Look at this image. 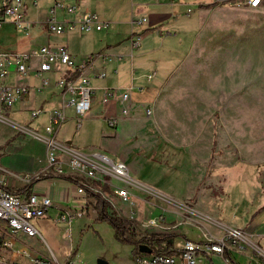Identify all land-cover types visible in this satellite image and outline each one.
<instances>
[{
	"label": "rangeland",
	"instance_id": "374dc122",
	"mask_svg": "<svg viewBox=\"0 0 264 264\" xmlns=\"http://www.w3.org/2000/svg\"><path fill=\"white\" fill-rule=\"evenodd\" d=\"M59 1L77 3L74 0ZM23 3L25 16L32 22H41L53 0H30L29 4L23 0ZM187 7L192 9L187 18H194L197 7L190 4ZM87 9L81 8L82 11ZM185 9L182 7L181 12ZM91 10L94 11L93 8ZM59 15L64 16V13ZM187 18V27L195 28L194 19ZM105 20L110 21L112 28L115 20L112 17ZM122 27L121 35L126 41L131 27L126 24ZM173 30L175 32L171 33L180 34L179 38L170 35L163 47V41L158 40L155 46L156 51L161 49L163 54H168L166 48L171 49L169 43H179L168 65H152L149 69L139 70L134 65L136 77L144 85L162 83L175 66V60L188 47L192 34L184 35L177 27ZM78 34L81 35L77 32L69 34L71 44L77 43ZM96 34L90 32L87 36ZM144 40L143 36L140 48ZM153 70L155 76L147 81ZM117 85L111 82L107 86ZM132 93L133 98L137 97L135 92ZM93 98L97 105L101 104L100 91H95ZM20 107L16 104L14 110ZM42 108L49 110V106ZM11 117L16 122L25 121L15 112ZM35 124L34 120L27 126L34 128ZM132 127V133L128 140L125 137L124 144L128 146L129 143L132 149L126 153L119 152L116 157L126 158L132 164L131 175L146 182V192L135 193L133 203L125 204L121 209L114 202L118 210H122L121 214L114 208L110 211L119 216L129 215L132 221L130 228L135 233L133 240L158 233L159 236H169L168 241L175 245L178 237L200 238L195 226L222 233L224 224L236 226L240 223L252 186L264 190V0L255 9L232 2L208 8L190 54L154 94L151 115L136 119ZM103 133H113L105 121L95 118L84 120L83 117L77 129L75 121L68 120L58 138L65 141L69 136L76 145L89 151L88 155L95 156L96 153L106 154L102 147L103 139L107 137L103 138ZM41 145V141L24 131L16 132L0 122V165L9 172L30 174L32 179L21 180L25 185L38 177L63 178L71 172L63 164V173L54 172L55 165H49L47 151L40 150ZM27 146L38 153L35 154L37 158L33 159V155L26 153ZM57 158L65 163L69 156L60 152ZM71 176L79 183L86 181L81 175L73 173ZM93 193L89 189L86 191L85 201L79 204L84 206L85 213L71 216V224L55 222L50 211L42 216L44 221L42 218L35 221L40 236L28 239V242L41 253H53L60 261L70 253L76 264H99L98 260L106 264H134L137 245L116 237L108 221L96 219ZM146 203L153 204L152 209L158 210L159 215L141 217L137 210ZM149 218H155L156 223L146 227L145 222ZM164 227L169 228L165 234L153 232L164 230L161 229ZM160 241L152 239V246H159ZM256 246L264 251V238ZM247 251L249 253H241L249 264H256L249 255L264 263L263 252L257 248H247ZM205 264L226 263L222 257L212 254Z\"/></svg>",
	"mask_w": 264,
	"mask_h": 264
},
{
	"label": "built area",
	"instance_id": "2783aa9c",
	"mask_svg": "<svg viewBox=\"0 0 264 264\" xmlns=\"http://www.w3.org/2000/svg\"><path fill=\"white\" fill-rule=\"evenodd\" d=\"M233 4L255 9L261 6L262 0H236ZM23 6V0H2L0 2V29L5 22H9L18 32L29 35L32 23L25 16ZM60 12L74 15V18H64L59 15ZM144 20V18L132 19L131 28H136ZM43 24L46 32L55 36L70 31H101L110 27V22L101 19L95 12L82 11L78 3L65 4L59 0H53ZM142 38L143 34H136L132 31L131 49L139 48ZM96 57H102L109 62L118 61L120 58L117 55L106 53L89 54L76 58L69 53L64 44L56 46L38 44L23 52L0 49V122L11 126L16 132L24 131L41 141L47 151L49 165H55L53 166L54 172L63 173L64 165L71 171L68 175L71 176L74 173L85 177L86 181L77 186V192L81 195L82 201H85V194L89 189L100 193L111 206H114L112 199L87 179L97 180L99 174L101 183L113 177L123 184L137 186L139 182L134 181L129 175L127 163L108 154L96 153L93 156L82 152L73 153L64 141L57 138L58 130L70 117L69 110L74 114L77 129L91 107L94 88L90 82L92 75L89 71ZM153 75L154 73L149 74L147 79L151 80ZM98 76L104 77L105 74L98 72ZM52 87L58 90L57 106L47 111H44L42 106H26L27 95L30 93L44 94ZM112 95L108 92L106 97ZM119 97L121 100L129 97V90L120 94ZM16 104L21 107L14 110ZM122 108V113L125 114L126 109ZM14 112L25 118V121L13 120L11 114ZM26 112L28 114L23 116ZM146 114L151 115L149 108ZM41 116L47 117L45 122L40 121ZM34 120L36 127H41L40 130L27 126ZM113 122V119L110 120L111 124ZM60 152L69 156L67 162L62 163L58 160ZM2 171L4 174L9 173L23 181L33 178L30 174L22 175L6 171L0 165V264H76L70 253L67 254L65 260L60 261L53 253L52 255L41 253L28 242V239L40 236L34 221L48 212L53 205L52 200L49 196L35 192L9 189ZM115 191L122 203H133V194L127 187H116ZM84 213L85 208L82 205L74 208L72 212H59L54 221H65L71 224L73 221L71 216H82ZM145 223L146 227L149 224L155 225L156 219L149 218ZM168 237H164L159 246L155 247L152 246V239L151 245L141 243L149 246L151 251L141 252L137 249L134 254V264H177V259H179L178 264H202L203 260L211 257L212 254L222 257L226 264H238L230 256L231 251L245 253L247 248H257L237 227H227L224 235L219 238L204 235L202 240L184 239L181 243L176 242L175 245H168L164 242ZM8 245H17V252H8Z\"/></svg>",
	"mask_w": 264,
	"mask_h": 264
},
{
	"label": "crops",
	"instance_id": "0c3cea01",
	"mask_svg": "<svg viewBox=\"0 0 264 264\" xmlns=\"http://www.w3.org/2000/svg\"><path fill=\"white\" fill-rule=\"evenodd\" d=\"M1 1L2 0H0V2ZM25 1L27 4H29L30 0ZM74 1H76L82 9L88 8L87 10L90 11L93 8V12L98 14V16L103 20L112 17V19L115 20L112 28L110 23V27L105 31H70L64 33L63 35L55 36L46 32L43 24L44 20L41 22H32L27 17V19L32 23L29 35L18 32L15 27L9 22H5L3 24L2 28L0 29V49H10L18 52H23L28 51L30 48L37 46L38 44H49L51 46L64 44L67 47L69 53L76 58H81L89 54L94 55L99 53L119 56L120 58L118 61L113 60L110 62L105 61L104 59H102V57L95 58L93 67L89 71L92 75L90 82L92 87L94 88L93 93L95 91L101 92L102 102L101 104L97 105L92 93L91 107L89 111L84 115V120L91 118H95L98 120L102 119V121H105V124L113 130V133L111 134H102L103 138H108L103 139L105 143L102 148L104 152L106 151V154H113L114 158H117L119 156V152L126 153L128 151L130 152V149H132V145L130 146L129 143L128 146L124 145L125 137L128 140L129 135L132 133V124L136 119L138 120L139 118H143L148 108H150L151 110V101L158 88L170 77L178 64L190 54L196 36L203 23L205 11L208 10V8L217 6L220 3H233L236 0ZM189 4L197 7L196 15L192 19L187 18V16L192 12V9L187 7V5ZM182 7H186L184 12H181ZM78 15L79 13L75 16L77 17ZM64 18L73 19L74 15L64 14ZM139 18H144L145 20L136 28H131L129 31V35H126L125 37L126 41H124L125 39L121 35V30L123 28L122 26L126 24L128 25V27L129 25L131 27V20ZM185 18H187L188 20L194 19L195 28L189 29L187 27V23L185 22ZM179 23H181L180 26ZM175 27H177L179 32L184 35H186L188 32L192 34V38L188 47L182 52V54L180 55L181 57L177 59L174 58L176 59V64L173 67L172 71H170L165 77L162 83L156 85L150 82L144 85L143 83L138 81V77H136L135 72L136 70H134V65L137 66V70L143 68L149 69L152 65H158L160 67L168 65L172 61L171 57L173 56V53L179 43L171 41L169 43V45H171V49H169L168 46L166 48L168 54H163L161 49L159 51H156L155 46L158 40L160 42L163 41V47L165 39H167L166 37L173 35L171 32L174 31L173 29ZM132 31H134V33L136 34H143V36L145 37L143 46L141 48L139 47L137 49H131L130 41ZM74 32L81 33V35L84 33V35L81 36L78 34L79 37L77 38V43L73 42L71 44L72 41L69 34H72ZM90 32H95L97 34L95 36H87V33ZM179 36L180 34L178 35L177 33H174L173 35L175 39L179 38ZM83 44L90 45L86 47L82 46ZM134 50L136 51L135 54ZM98 72H104L105 76L99 77ZM152 72L154 73V77L156 72L154 70ZM147 81L150 80L147 79ZM34 82H36V80H34ZM111 82L112 84H118L117 87L107 86L111 84ZM56 90L57 89L55 87H52L44 94H39V97H37V94L27 95L26 98L28 100V103L26 104V106H43L46 108L47 106H49V109L57 106L58 98L56 100L55 95L58 96V94H56ZM127 90H129V97L121 100L119 95L123 92H127ZM108 92L113 95L106 97ZM132 92H135L137 94V97L133 98ZM122 107H125L126 109L125 114L122 113ZM69 116L70 117L68 120L75 121L74 114L71 110H69ZM42 117L43 116H41L40 118ZM112 119L114 120L113 124L110 123V120ZM44 120L40 119V121L45 122L46 120ZM65 123L61 126V128L65 125ZM61 128L58 130L57 138L59 136ZM58 139L62 141V139ZM115 139H117V143H115ZM64 142L66 143L67 147L72 150L73 153H76L78 151L82 153L89 152L85 151L84 147L76 145L72 140L69 139V136H67ZM25 149L26 153H28L29 156L33 155V159L37 158L36 156L38 155V153H36L33 148L27 146ZM44 149L45 147L43 144L40 146V150ZM35 154L37 155L35 156ZM117 159L124 160L127 163L129 175L134 179V181L139 182V185H126L113 177H109L105 182L103 181L101 183V181L99 180V174L97 175V180L87 179V181L100 190L105 189L107 192V196L112 199L113 204L114 202H117L119 209H121L123 205L125 206V204H122L119 197L117 196L115 191L116 187L125 186L133 194V196H136L135 193L137 192H146L145 188L147 187V185L145 184L146 182H143L136 176L132 177L131 172H133V166L128 162L126 158L119 157ZM4 175L7 181V185L11 190H23L28 193L35 192L40 195L49 196L52 200L53 205L48 210V212H51V217L53 220L59 212H72L74 208L79 207V204L82 201L81 195L77 192V186L80 181L78 179L72 178V176L70 175H66L63 178L56 176L38 177L31 183H28L26 185L23 184L20 179L12 176L9 173H5ZM249 195L250 199H248V202L245 205L246 208L242 216H240V223H236V226L231 225L232 223L224 224L225 226L222 229V233L210 230V228L208 227L202 228L201 226H195L198 229V233L201 234L200 238L197 239V237L192 238L187 236H184L183 238L178 237L177 242L181 243L184 239L202 240L204 238V235L219 238L224 235V231L227 227H237L240 228L247 236V238H249L250 241L256 245V243L260 242V240L264 238V190L260 188L256 189L255 185H253ZM152 205L153 204L151 203H146V205H143V207L138 208L137 213L141 217H148L150 216V214L159 215L158 210L154 208L152 209ZM118 207H116V205L114 204V206H112V210L114 208V211L121 213L122 210H118ZM127 216L129 217L128 214ZM41 218L42 217L36 219L35 221ZM42 220L44 221L45 219L42 218ZM153 232H159L161 234L167 233L165 230L158 229L154 230ZM168 239L169 238L164 240V242L173 244L172 242L170 243ZM258 250L264 253L262 249L258 248ZM247 252L248 251H246L245 253ZM230 256L238 264H249L242 253L231 251ZM249 256L251 257V260H253L256 264H264L258 257L254 255ZM202 264H205V260H203Z\"/></svg>",
	"mask_w": 264,
	"mask_h": 264
},
{
	"label": "trees",
	"instance_id": "16d2710c",
	"mask_svg": "<svg viewBox=\"0 0 264 264\" xmlns=\"http://www.w3.org/2000/svg\"><path fill=\"white\" fill-rule=\"evenodd\" d=\"M102 191L104 193H107L105 189H103ZM91 195L93 196V198H95V204L93 205V209L97 213L96 219L98 221H108L114 229L115 236L121 238L123 241L131 242L134 245H137L139 243H147L148 245H151V239L162 240L164 239V237H166L164 235L159 236L156 234H151L150 237L143 236L142 238L133 240L135 233L131 231L132 228H130V223L132 222L131 219L125 216H119L112 213L110 211V209H112V206L100 193H93ZM128 234L130 236H128Z\"/></svg>",
	"mask_w": 264,
	"mask_h": 264
},
{
	"label": "water",
	"instance_id": "95a60500",
	"mask_svg": "<svg viewBox=\"0 0 264 264\" xmlns=\"http://www.w3.org/2000/svg\"><path fill=\"white\" fill-rule=\"evenodd\" d=\"M137 249L138 251H141V252H150L151 251V248L149 246H147L146 244H138L137 245ZM98 263L99 264H106L105 261H102V260H98Z\"/></svg>",
	"mask_w": 264,
	"mask_h": 264
},
{
	"label": "bare ground",
	"instance_id": "6f19581e",
	"mask_svg": "<svg viewBox=\"0 0 264 264\" xmlns=\"http://www.w3.org/2000/svg\"><path fill=\"white\" fill-rule=\"evenodd\" d=\"M76 156H78V155H76ZM8 252H17V245H8Z\"/></svg>",
	"mask_w": 264,
	"mask_h": 264
}]
</instances>
